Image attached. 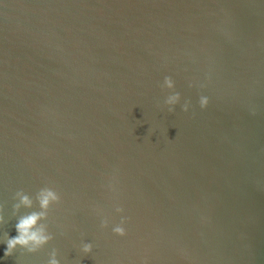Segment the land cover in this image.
I'll list each match as a JSON object with an SVG mask.
<instances>
[{
    "label": "water",
    "instance_id": "1",
    "mask_svg": "<svg viewBox=\"0 0 264 264\" xmlns=\"http://www.w3.org/2000/svg\"><path fill=\"white\" fill-rule=\"evenodd\" d=\"M52 259L264 264V0H0V264Z\"/></svg>",
    "mask_w": 264,
    "mask_h": 264
},
{
    "label": "clouds",
    "instance_id": "2",
    "mask_svg": "<svg viewBox=\"0 0 264 264\" xmlns=\"http://www.w3.org/2000/svg\"><path fill=\"white\" fill-rule=\"evenodd\" d=\"M165 84L168 88L173 87V82L171 78L165 77ZM180 96L179 93L174 94L169 97L167 103L169 105H174ZM208 104V100L206 97H201L199 99V106L201 109L205 108ZM188 105L185 104L183 107V111H187ZM173 111V107H169V112ZM19 195V194H18ZM57 199L56 194L51 190H43L40 193L39 203L42 209H47L49 203L51 201H55ZM21 204L26 207L31 206V202L29 201L27 196L21 197ZM121 211V209H119ZM42 218V213H32L27 216L22 217L18 223L16 224V237L9 239L7 242V246L4 252V256L8 257L12 254L13 250L19 246L22 248H27L29 252H35L39 247L43 246L48 242L49 237L43 235L42 230L36 229L37 222ZM123 222V221H122ZM114 233L117 236H124L125 231L123 227H117L114 230ZM83 252L88 254L91 252V245H85L83 248ZM50 264H57L55 259L50 261Z\"/></svg>",
    "mask_w": 264,
    "mask_h": 264
}]
</instances>
